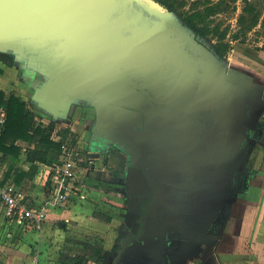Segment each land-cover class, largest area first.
<instances>
[{"label": "crops", "instance_id": "0c3cea01", "mask_svg": "<svg viewBox=\"0 0 264 264\" xmlns=\"http://www.w3.org/2000/svg\"><path fill=\"white\" fill-rule=\"evenodd\" d=\"M231 56L212 58L222 64L226 81L245 93L242 105L232 110L225 94L212 99L219 107L199 104V135L164 126L161 119L138 121L123 105L114 113L121 121L106 118L103 110L102 118L101 105L48 81L55 77L52 63L35 54L0 50L4 98H18L32 115L33 128L52 123L51 140L71 139L90 160L79 192L51 209L39 231L9 221L0 207V264H64L60 248H71L88 232L100 237L101 262L89 257L92 244L67 254L84 255L86 264H264V45L241 47ZM209 85L219 89L216 82ZM176 99L171 105L179 109ZM147 109L143 100L139 110ZM237 111L238 119L232 120ZM0 116L4 130L5 105ZM215 117L213 127L220 134L208 129ZM255 142L260 146L253 147ZM7 143L20 150L17 159L0 153L2 183L40 203L51 164L26 159L35 138L10 137ZM15 173L22 174L19 181Z\"/></svg>", "mask_w": 264, "mask_h": 264}, {"label": "water", "instance_id": "95a60500", "mask_svg": "<svg viewBox=\"0 0 264 264\" xmlns=\"http://www.w3.org/2000/svg\"><path fill=\"white\" fill-rule=\"evenodd\" d=\"M131 1L143 8V15L156 16L147 2ZM134 15L125 13L118 0H0V50L35 54L52 63L55 77L48 81L101 105L102 118L121 121L114 113L123 105L132 108L129 113L138 121L146 117L155 124L161 119L164 126L200 135L201 124L195 119L199 104L219 107L212 99L225 94L232 110L242 105L245 93L226 81L222 64L192 38L190 28L174 46L134 23ZM184 44L201 51L191 54ZM211 82L217 83V91ZM175 99L179 109L172 108ZM143 100L149 105L146 111L139 110ZM231 116L237 120L239 112ZM217 117L208 127L211 133L217 132Z\"/></svg>", "mask_w": 264, "mask_h": 264}, {"label": "rangeland", "instance_id": "374dc122", "mask_svg": "<svg viewBox=\"0 0 264 264\" xmlns=\"http://www.w3.org/2000/svg\"><path fill=\"white\" fill-rule=\"evenodd\" d=\"M118 1L125 13L134 15L137 12L136 15L131 16L135 19L134 23L147 26L146 30L151 31L153 35H158V37L160 36L164 40L167 39L171 41L174 46L179 45V36H187V29L189 27L182 21L179 14L181 9L177 8L176 11H171L162 6H158V4L151 0H140L142 2H147L149 7L155 9L156 16L148 17L143 15V8H139L136 2L134 3L131 0ZM210 2L216 3L217 8L215 15L210 16L213 19V23L210 25L213 26L218 23L219 32H226V34L224 39L220 41L217 36L209 34L202 37L193 31L194 36H192V38L200 46L210 50L213 54L223 59L229 57L233 58L231 56L232 50H238L241 47L256 49L264 45V0H210ZM184 8L186 10L189 8L188 3ZM250 8L254 9L253 12ZM185 38L187 39V37ZM220 43L227 44V47L224 49L222 46H219ZM184 45V50L191 54L201 51L199 47L194 49L191 45ZM242 68L247 69L248 67L243 66ZM75 127H77V125H75ZM111 211H113L115 215L119 214L118 210ZM81 230L85 231L84 229ZM82 233H87V231ZM88 233L90 234H84L86 238L74 240L71 248L67 246L60 248L61 254H68L69 251L72 250L73 252L71 253L79 252L84 249L86 244L96 245L100 237L94 235L93 232ZM62 249L64 250L62 251Z\"/></svg>", "mask_w": 264, "mask_h": 264}, {"label": "trees", "instance_id": "16d2710c", "mask_svg": "<svg viewBox=\"0 0 264 264\" xmlns=\"http://www.w3.org/2000/svg\"><path fill=\"white\" fill-rule=\"evenodd\" d=\"M154 1L171 11H176L177 8L181 9L179 14L183 23L198 35L205 37L211 34L212 36H217L220 41L224 39L226 32H219V24L210 25L213 23V19L210 16L215 15L217 12L216 3L210 2V0ZM187 3L189 8L186 10L184 7ZM250 10L253 12L254 9L250 8ZM219 46L225 49L227 44L220 43ZM0 105H5L7 113L5 128L0 134V153L3 156L12 154L17 159L19 154V146L13 143L8 144V138L11 137L13 140L23 139L28 141L35 138L37 139L35 147L26 149V159L29 162L39 161L47 164H52L57 161L60 154V143L50 139L52 123H49L47 127L37 126L33 128V117L25 111L24 104L14 96L5 99L2 91H0ZM21 178V173H15V181H19ZM93 215L97 216L96 213ZM91 250L93 251V255L89 257L93 258L96 262H101V247L93 245ZM59 259L64 264H86L85 256L79 254H61Z\"/></svg>", "mask_w": 264, "mask_h": 264}, {"label": "built area", "instance_id": "2783aa9c", "mask_svg": "<svg viewBox=\"0 0 264 264\" xmlns=\"http://www.w3.org/2000/svg\"><path fill=\"white\" fill-rule=\"evenodd\" d=\"M5 117L0 116V133ZM60 154L57 161L45 171L46 194L40 203L32 201L22 190L10 183H2L0 177V207L6 218L40 230L51 209L64 206L71 195L80 190L83 175L89 169L90 160L83 154L76 142L69 138L59 139ZM31 264H37L33 261Z\"/></svg>", "mask_w": 264, "mask_h": 264}, {"label": "flooded vegetation", "instance_id": "af4514ba", "mask_svg": "<svg viewBox=\"0 0 264 264\" xmlns=\"http://www.w3.org/2000/svg\"><path fill=\"white\" fill-rule=\"evenodd\" d=\"M254 145H253V147H255V148H257V147H259L260 146V144L258 143V142H255V143H253ZM254 151H256L255 149H254ZM129 229H132L133 228V223L132 222H130L129 223V227H128ZM138 233V231L135 233V235ZM129 234L130 235H133L134 233H132L130 230H129Z\"/></svg>", "mask_w": 264, "mask_h": 264}]
</instances>
